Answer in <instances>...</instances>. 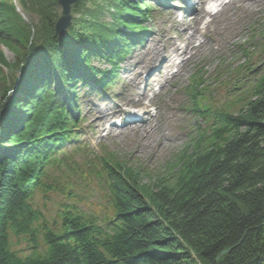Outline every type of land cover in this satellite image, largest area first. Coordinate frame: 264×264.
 I'll return each instance as SVG.
<instances>
[{
    "label": "trees",
    "instance_id": "16d2710c",
    "mask_svg": "<svg viewBox=\"0 0 264 264\" xmlns=\"http://www.w3.org/2000/svg\"><path fill=\"white\" fill-rule=\"evenodd\" d=\"M57 1L16 0L37 16L33 25L0 0V43L16 57L23 97L0 111V141L16 145L0 153V264H264V68L248 77L249 54L264 66V27L255 43L233 46L241 63L219 60L212 76H190L187 140L148 171L78 140V109L66 102L90 80L113 86L121 58L148 33L144 0H100L93 12L78 0L54 38ZM103 11L108 23L98 21ZM10 104L29 114L13 135L23 119L10 126ZM48 195L62 198L50 221L35 203Z\"/></svg>",
    "mask_w": 264,
    "mask_h": 264
},
{
    "label": "rangeland",
    "instance_id": "374dc122",
    "mask_svg": "<svg viewBox=\"0 0 264 264\" xmlns=\"http://www.w3.org/2000/svg\"><path fill=\"white\" fill-rule=\"evenodd\" d=\"M156 1H144L146 7L149 8V13L142 25L148 29V33L140 43L128 50L125 57L121 58L113 86L104 94H99L92 85L93 81H89L87 84L90 85H78L75 88V94L67 96L69 103L72 102V105L78 108L80 120L76 132L79 140L87 143L95 151L99 146H103L107 151L124 157L132 164H140L148 171L160 166L171 153L179 150L187 140V132L191 122L181 107L184 104L182 89L188 84L190 76L199 69L205 73V78L212 76L219 60L231 65L241 63L243 59L232 54L233 46L243 41L255 43L258 30L264 27V2L252 7L245 13H241L237 8L241 4L240 0L232 2L226 0L220 6L221 12L215 16L207 15L198 23H193L194 16L191 15L182 25H174L173 17L180 21L186 17L185 13L165 6L161 0H159L160 2ZM156 3L159 4L156 5ZM101 4L103 5V2L101 3L100 0H87L85 3L92 12ZM179 6L181 7V5ZM55 12L58 18L60 14L58 6L55 8ZM71 15L73 21L76 16L72 13ZM20 17L25 24L36 25L37 16L32 12L21 13ZM98 21L108 23L110 18L103 11ZM184 28H189V32L194 28L201 30L204 34L199 35L192 45L197 46L201 43L202 46L190 55L184 56L181 59L183 62L180 64L178 63L181 60L175 62V65L178 64L176 67L163 64L165 56L170 52L169 41L175 42ZM148 44L155 45L162 52L163 57L156 63L154 70L142 74L139 81L133 83V81L131 82V74H133L136 65L135 62L134 65L132 64L133 58L142 54ZM249 55L248 69L250 71L248 77L251 78L259 74L264 66L254 57V54ZM0 57L10 70L16 66L15 55L2 43H0ZM90 65L100 71L109 70L108 64L102 60L93 59L90 61ZM156 70H161L160 73H164L163 77H155L153 71ZM9 74L6 76L0 72V94L2 93V96L5 94L4 98L0 96V111L5 108V100L7 99L17 97L23 100L22 95L16 93L18 88L14 91V88L20 84L19 70L13 69ZM16 108L17 106L13 107L10 104L9 113L4 116L8 123L12 122L10 126L23 119L18 122V127L12 135L19 130L27 118L29 119L28 113L16 111L18 110ZM142 108L145 109L144 112ZM70 110H72L71 106ZM94 110L102 116L107 115L108 121H100L102 116H92L91 112ZM123 111H131L135 117H139L140 123L147 124L145 130L147 136L135 129L127 130L122 125L123 123L114 117L115 114ZM10 126L5 125L4 127L9 128ZM11 143V136L6 135L4 140L0 141V153L10 151L12 147L16 146ZM61 199L54 195H48L45 199L36 196L35 203L50 221L54 217L56 205L60 203ZM95 200L94 194L90 196L89 201L94 202ZM12 243H14L13 246L16 251L21 252L25 249V244L21 240L16 243L14 239Z\"/></svg>",
    "mask_w": 264,
    "mask_h": 264
},
{
    "label": "bare ground",
    "instance_id": "6f19581e",
    "mask_svg": "<svg viewBox=\"0 0 264 264\" xmlns=\"http://www.w3.org/2000/svg\"><path fill=\"white\" fill-rule=\"evenodd\" d=\"M221 1L222 0H216V2H221ZM232 1H234V0H232ZM240 1H241V4H239V6L237 8L240 10L241 13H245V12L251 10L252 7H256L257 5H261L264 2V0H240ZM223 2H225V0H223ZM208 3H209V0H199V7L197 6V8L194 12L193 23H198L199 21H201V19L203 17H205L207 15L215 16L219 12H221V10H220L215 14L209 13L206 10V5ZM188 18H190V17L186 16L183 18V20L181 19L180 21H177L176 18L173 17V19H172L173 24L174 25H178V24L182 25L185 21L188 20ZM189 31H190L189 28H184L183 31L181 33H179V37L176 38L177 43H176V41L175 42L169 41L170 52L165 56V59H164L165 61H163V64H165V65L168 64V65H172V66L174 65V67H175V62L180 61L184 56L190 55L194 50H196L200 46H202L201 43H199L197 46H193L192 43L197 39V37L199 35H202L204 33L201 30H199L198 28H194L191 32H189ZM187 32L190 34H188ZM167 42H168V40H167ZM162 57H163L162 52H160V50L155 45L148 44L145 47V49L143 50L142 54L137 55L133 58L132 64L134 65L136 63V65L134 66L135 68L133 70V74H131V77H132L131 82L132 81H133V83L138 82L140 79V76L142 74H146L149 71L154 70L156 63ZM181 62H183V61L181 60L178 64H180ZM157 71L158 70L153 71L154 72L153 75L155 77L156 76L163 77L164 73H159ZM164 71H165V69H164ZM134 88H135V86H134ZM142 110H143V112L145 111L144 108H142ZM91 114H92V116H102V115H100V113H98L95 110L92 111ZM122 114H125V113L119 112L118 114H115L114 117L120 118L122 116ZM107 118H108V116L104 115L101 117L100 121L103 120V122H107L108 121ZM135 118H136L135 115H133L132 112L131 113L129 112L128 113V120L130 119V122L124 124L125 128H127V130H134V129L138 130L140 133L147 136L146 131H145L147 129V124L146 123H140V122H138L139 119L135 120Z\"/></svg>",
    "mask_w": 264,
    "mask_h": 264
},
{
    "label": "water",
    "instance_id": "95a60500",
    "mask_svg": "<svg viewBox=\"0 0 264 264\" xmlns=\"http://www.w3.org/2000/svg\"><path fill=\"white\" fill-rule=\"evenodd\" d=\"M78 2V0H58L57 6L60 8V14L57 18L54 27H53V37L59 38L64 36L65 32L70 27L71 21H72V15L71 10L72 7ZM18 13H21L20 9H17ZM228 251H223L219 254V256L216 258V262L227 254Z\"/></svg>",
    "mask_w": 264,
    "mask_h": 264
},
{
    "label": "clouds",
    "instance_id": "9594fccd",
    "mask_svg": "<svg viewBox=\"0 0 264 264\" xmlns=\"http://www.w3.org/2000/svg\"><path fill=\"white\" fill-rule=\"evenodd\" d=\"M206 10L209 13L215 14L220 10V4L216 0H209V3L206 5Z\"/></svg>",
    "mask_w": 264,
    "mask_h": 264
}]
</instances>
